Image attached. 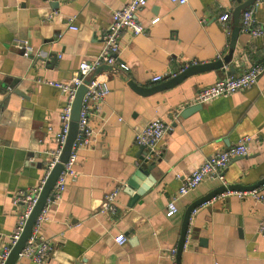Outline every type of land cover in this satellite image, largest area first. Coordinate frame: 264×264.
Here are the masks:
<instances>
[{
    "label": "crops",
    "instance_id": "0c3cea01",
    "mask_svg": "<svg viewBox=\"0 0 264 264\" xmlns=\"http://www.w3.org/2000/svg\"><path fill=\"white\" fill-rule=\"evenodd\" d=\"M129 1L0 0V233L5 240L21 210L13 195L40 181L56 148L65 96L45 82H66L80 62L92 61L103 47L110 14ZM253 3L262 34L239 32L230 49L218 17L229 13L232 25L236 0H187L184 5L146 0L136 13L144 32L120 34L116 61L126 70L92 74L106 81L109 92L90 117L91 142L77 152L74 177L47 207L39 232L52 247L41 264H175L169 250L176 248L184 209L221 185L201 181L175 200L177 211L167 217L166 203L182 176L242 136L250 137L249 150L227 165L226 185H251L264 176V72L244 91L196 103L198 91L227 77L230 68L235 77L264 62V0ZM22 41L31 48L27 55ZM226 57L225 71L194 74L148 96L134 93L126 82L147 89L181 68ZM154 76L162 80L153 83ZM156 118L169 129L144 163L134 137ZM147 167L134 180L137 187L129 186L137 169ZM259 187L260 199L219 194L197 206L179 264H264V231H257L264 223V185ZM114 188L119 189L115 213L100 211L104 194ZM117 234L126 238L121 245L113 240Z\"/></svg>",
    "mask_w": 264,
    "mask_h": 264
},
{
    "label": "built area",
    "instance_id": "2783aa9c",
    "mask_svg": "<svg viewBox=\"0 0 264 264\" xmlns=\"http://www.w3.org/2000/svg\"><path fill=\"white\" fill-rule=\"evenodd\" d=\"M169 3L175 5H184L187 0H167ZM146 0H130L124 6L112 11L110 14V22L108 29L101 37L102 49L100 53L92 61H82L78 64L74 75L66 82H49L44 81L49 86L57 89L65 96V103L59 112V132L56 135V148L50 153V160L47 163L44 174L40 181L27 189H20L13 195V202L21 206L20 212L17 214L14 226L8 239L5 240L4 236L0 233V264H4L13 245L18 240L25 221L27 220L34 204L36 203L39 192L44 184L49 172L59 162V157L67 136L68 126L70 121L71 106L77 91V88L83 86L85 93L82 97L81 108L77 121V133L72 143L70 153L65 163H62V169L59 172L50 192L42 205L39 213L34 219L31 226L30 233L25 240L24 246L17 254V258L13 264H20L22 260H28L36 264H41L47 260L51 251V243L45 239L39 232L41 223L45 220L47 207L59 199L66 182L72 179L75 175L73 171V164L77 157L79 149L87 146L91 142L92 130L89 126V120L93 114L96 105L103 100L109 90L105 80H99L97 76L92 77L87 83L85 80L92 75V73L102 67H109L113 72L117 68L126 70L124 65L118 64L116 57L120 49V34L122 31H127L130 35H140L144 32L145 28L136 20V13L145 6ZM255 3L244 9L239 16V32L249 33L251 36H259L262 30L255 25L254 21ZM230 14L224 13L218 17L226 37H229L231 25L229 23ZM157 22V18L151 20L150 24ZM75 30V27H69ZM21 45L25 55L31 52V48L27 42L22 41ZM117 67V68H116ZM223 71L226 66H222ZM185 68H181L176 73L170 75V78L182 72ZM264 72V62L251 65L244 68L238 76H227L219 79L211 85L198 91L196 95V103L201 105L208 103L218 97H226L236 92L244 91L249 87L256 84L259 76ZM162 80L161 76L152 77L153 83ZM169 126L162 120L156 118L148 121L135 135L134 144L138 147H144L147 152L152 155L156 152L158 144L165 134ZM250 137L242 136L238 139L237 143L222 151H218L210 155L205 161L199 165L198 168L192 172L182 176L180 184L177 187L176 194L167 201L165 206V215L167 217L173 215L177 211L175 200L185 194L187 191L196 187L201 181L205 179L218 180L221 185L226 186L223 178V172L229 162L237 157L246 156L248 153V144ZM264 185V184H262ZM261 185V186H262ZM260 187L249 191H229L226 190L221 194L234 193L239 198L244 196H251L255 199H260ZM118 188L104 194L99 206L100 211L114 214L116 211L115 196ZM258 232L264 231V223L260 222L257 226ZM113 240L116 244L121 245L125 242L126 238L123 234H117ZM169 254L174 258L175 247L170 248Z\"/></svg>",
    "mask_w": 264,
    "mask_h": 264
},
{
    "label": "water",
    "instance_id": "95a60500",
    "mask_svg": "<svg viewBox=\"0 0 264 264\" xmlns=\"http://www.w3.org/2000/svg\"><path fill=\"white\" fill-rule=\"evenodd\" d=\"M255 1L256 0H246L243 3H239V0H236L238 5L233 9V11L231 13L232 29H231V32L229 34V48L230 49H233L234 44H235V40H236L237 35L239 33V16H240V13ZM227 62H228V57L223 58L221 61L217 60V61H214L211 63H206V64H194L192 66L185 68L182 72L176 74L174 77L168 79L167 81H165L159 85L153 86L151 88H147V89L138 87L135 84H133L132 82H129V81H126V82H127V85L129 86V88L134 93L141 95V96H148V95H151L157 91L172 88V87L178 85L179 83H181L183 80H185L189 76L194 75V74L209 72V71H216V70H220L223 72L222 66L224 64H226ZM101 71H112V70L109 67L98 68V72H101ZM232 73H233V69L230 68L229 71L226 73V75L230 76ZM92 74H94V73H92ZM92 77H93L92 75L89 76L85 80V83H87ZM84 93H85V89L83 86H80L77 88V91H76V94H75V97H74V100H73V103L71 106L68 132H67V136H66L60 157H59V162L49 172V174H48V176H47V178H46V180H45L44 184L42 185V188L39 192L36 203L34 204L27 220L25 221L23 230H22L18 240L16 241V243L11 248V251H10V253H9L4 264H13L15 262L18 252L24 246L25 240L27 239V237L30 233V229H31V226L34 222L35 217L39 213L42 205L44 204V202H45V200H46V198L50 192L51 187L53 186L59 172L62 169V163H65L67 158H68L72 143H73V141L76 137V133H77L78 115L80 112L82 97H83ZM138 149H139L138 150L139 160L142 162L146 159L145 157L147 155V150H145L144 147H139ZM144 163H146V160L144 161ZM148 170H149V167H147L145 171H143L142 168H138L137 171L133 174V176L128 180V185L131 187H137V186H135L134 180L139 179L141 177V174H144ZM262 184H264V176L261 179H259L257 182H255L254 184H251V185H242L239 183L228 184L226 186L218 185L215 188H213L212 190H210L209 192L203 194L202 196L198 197L197 199H195L191 203H189L186 206V208L184 209L183 214H182V219H181L180 228H179V235H178V240H177V244H176V248H175V255H174L175 264H179V257H180L181 249H182L184 241H185V234H186V230H187L189 217H190L191 212L197 206L208 201L212 197L225 192L226 190H229V191H249V190H252V189H255V188L261 186ZM144 186L145 185H143L142 188ZM142 188L135 193L134 197H136L138 194L141 193L140 191L142 190Z\"/></svg>",
    "mask_w": 264,
    "mask_h": 264
}]
</instances>
